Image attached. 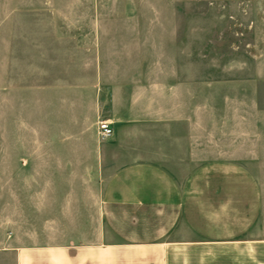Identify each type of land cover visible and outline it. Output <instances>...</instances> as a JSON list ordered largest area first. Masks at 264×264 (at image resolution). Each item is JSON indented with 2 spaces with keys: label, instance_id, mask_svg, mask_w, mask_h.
Instances as JSON below:
<instances>
[{
  "label": "crops",
  "instance_id": "crops-1",
  "mask_svg": "<svg viewBox=\"0 0 264 264\" xmlns=\"http://www.w3.org/2000/svg\"><path fill=\"white\" fill-rule=\"evenodd\" d=\"M252 55L232 77L98 63L96 82L50 87L57 113L34 140L60 164L36 168L50 176L14 215L15 264H264V51Z\"/></svg>",
  "mask_w": 264,
  "mask_h": 264
},
{
  "label": "rangeland",
  "instance_id": "rangeland-1",
  "mask_svg": "<svg viewBox=\"0 0 264 264\" xmlns=\"http://www.w3.org/2000/svg\"><path fill=\"white\" fill-rule=\"evenodd\" d=\"M262 6L264 0H0V264H15L11 234L21 223L14 215L50 176L36 168L60 164L45 159V143L34 140L50 131L43 123L57 113L50 87L96 82L98 63L105 71L123 63L129 71H159L176 82L245 74L256 64L253 49L264 51ZM28 160L30 173L22 167Z\"/></svg>",
  "mask_w": 264,
  "mask_h": 264
},
{
  "label": "built area",
  "instance_id": "built-area-1",
  "mask_svg": "<svg viewBox=\"0 0 264 264\" xmlns=\"http://www.w3.org/2000/svg\"><path fill=\"white\" fill-rule=\"evenodd\" d=\"M99 132H100L101 137L107 138L113 134L114 127L108 121V119H102L99 124Z\"/></svg>",
  "mask_w": 264,
  "mask_h": 264
}]
</instances>
